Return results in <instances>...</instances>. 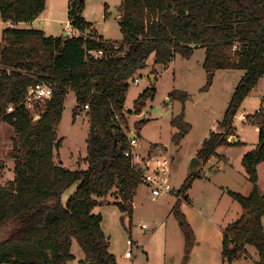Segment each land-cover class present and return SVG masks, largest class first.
<instances>
[{
    "label": "trees",
    "instance_id": "trees-1",
    "mask_svg": "<svg viewBox=\"0 0 264 264\" xmlns=\"http://www.w3.org/2000/svg\"><path fill=\"white\" fill-rule=\"evenodd\" d=\"M46 4L47 0H0V19L30 23L41 16ZM83 10L84 1L71 0L69 21L78 36H48L42 29L16 26L3 30L0 120L9 123L15 135L10 153L14 178L0 183V230L12 225L10 234L0 240V264H67L74 258V239L85 255L82 264H118L102 215L94 209L105 202L103 198L116 194L120 201L115 204L130 218L131 229L142 172L125 155L132 131L128 115L141 114L155 88L141 93L133 110L126 107V99L132 79L147 67L151 56L156 63L169 64L176 54L189 57L195 49L205 48L207 72L244 70L218 129L205 138L197 157L203 164L218 155L220 146L244 144L231 137H236L234 118L242 102L264 76V0H121L123 38L118 42L91 34L85 39L90 25ZM87 49L104 53L96 57ZM38 81H49L54 93L36 104L39 118L34 119V111L21 102ZM70 91L75 92V116L89 105L88 153L77 169L55 158L62 144L59 124ZM188 97L185 90L169 95L170 100L183 103ZM10 105L13 111H8ZM249 118L260 128L258 146L242 159L252 191L244 195L227 190L242 213L223 228L222 257L233 262L252 245L264 264V190L258 173V165L264 162V107ZM148 121L137 120L134 132L139 135ZM171 122L177 129L173 139L180 143L191 124L184 112ZM154 146L155 151L158 145ZM3 168L0 162V177ZM195 173L183 185L185 198ZM175 208L187 260L196 236L185 213Z\"/></svg>",
    "mask_w": 264,
    "mask_h": 264
},
{
    "label": "rangeland",
    "instance_id": "rangeland-1",
    "mask_svg": "<svg viewBox=\"0 0 264 264\" xmlns=\"http://www.w3.org/2000/svg\"><path fill=\"white\" fill-rule=\"evenodd\" d=\"M70 3L71 0H47L46 8L38 19L19 23L16 27L42 29L48 36H64L68 30ZM121 14V0H84L83 16L90 25L86 34H100L105 40L120 41L123 38ZM4 28L5 25L0 23V47ZM205 55V48H197L189 57L176 54L169 64L156 63L151 56L147 67L131 81L126 99L128 109L133 110L134 101L141 93L155 88L154 97L144 108L147 113L144 110L139 115L132 113L128 115V122L129 128L135 130L137 120L144 116L151 119L139 132L138 151L146 162L151 163L153 170L157 171L163 163V173L170 180L171 191L153 198L152 187L141 184L134 199L131 229L130 218L124 216L116 204L100 203L95 207L94 213L102 215L103 230L110 239V251L116 255L118 264H262L258 250L252 245L245 256L224 262L222 239L223 228L242 213L241 205L227 190L244 195L252 191L242 159L260 142V128L249 116L264 107V76L242 102L234 118L236 137H231V140L238 138L244 144L220 146V153L211 157L212 161L198 166L186 192L188 198H185L183 185L190 175V161L197 156L209 133L218 129V123L245 73L242 69H218L210 81L211 73L204 67ZM135 78L139 79L138 84L134 82ZM174 90H185L189 94L186 102L170 100L169 95ZM75 105V92L70 91L59 124L62 144L55 150L56 160L63 161L70 169L79 168V163L87 155L90 132L87 112L80 111L75 116ZM181 112L191 124V130L180 143H176L173 136L177 129L171 121ZM14 135L12 126L0 121V162L4 164L0 183L14 175L10 157ZM154 145H158L157 151L152 149ZM260 169L264 188V165ZM70 191L64 195V200ZM175 206L185 213L196 236L187 260L185 238ZM11 229L12 225L0 230V240L6 238ZM128 239L133 240L132 245L127 243ZM130 249L133 256L126 257L125 253ZM72 253L74 258L67 264H82L84 253L76 239L73 240Z\"/></svg>",
    "mask_w": 264,
    "mask_h": 264
},
{
    "label": "built area",
    "instance_id": "built-area-1",
    "mask_svg": "<svg viewBox=\"0 0 264 264\" xmlns=\"http://www.w3.org/2000/svg\"><path fill=\"white\" fill-rule=\"evenodd\" d=\"M13 22H11L12 24ZM11 26V25H9ZM67 27H68V35L71 36H78L80 35V33L72 27L70 21H68L67 23ZM89 35L85 34L84 37L85 39L88 38ZM118 46V45H116ZM87 51L89 53L94 54L96 57L102 56L103 55V50H96V49H87ZM134 82L136 84L139 83V79L135 78ZM54 93V89L52 84L49 81H38L36 84L30 86L28 88L27 94L24 97V99L22 100L21 104L28 110L30 111H34V119H38L39 118V114L36 113V104L38 102H41L45 99H49L53 96ZM14 109V105H10L8 107V111H13ZM89 109V105H85L83 111L86 112ZM260 109H258L259 111ZM134 135H136V133L133 131H131L129 133V147L128 149L125 151V155L128 156L131 161L132 164L134 165V167L136 169L141 170L142 172V184L144 185H148L152 187V196L153 198H158L161 197L165 194L170 193L171 191V185H170V180L167 176L164 175L163 173V163H161V167L156 171L153 170L152 168H150V162H146L142 156V154L138 151V145H137V140L138 138H136ZM155 158V157H152ZM143 228H146L145 226H143ZM127 243L129 245L133 244V240L132 239H128ZM126 257H132L133 256V251L127 250L125 253Z\"/></svg>",
    "mask_w": 264,
    "mask_h": 264
},
{
    "label": "crops",
    "instance_id": "crops-1",
    "mask_svg": "<svg viewBox=\"0 0 264 264\" xmlns=\"http://www.w3.org/2000/svg\"><path fill=\"white\" fill-rule=\"evenodd\" d=\"M34 22V21H33ZM0 23L2 24V25H5V27L6 26H9V25H11V26H16L17 24H14V23H12L11 24V22H7V23H3L2 21H1V19H0ZM98 37H100L101 35L99 34V35H97ZM102 37V36H101ZM126 107H127V105H126ZM145 111V110H144ZM145 114L147 113V111H145L144 112ZM144 113H143V115L142 116H144ZM145 117V116H144ZM149 120H151V119H149ZM1 121V120H0ZM133 131V130H132ZM135 137L136 138H138V140H139V135L138 134H136L135 135ZM139 148H140V143H139ZM139 148H138V150H139ZM218 150H219V148H218ZM155 151H156V149H155ZM140 152V151H139ZM219 152V151H218ZM220 153V152H219ZM222 155H224V153L222 154ZM157 156V155H156ZM156 156H153V157H156ZM227 156V155H226ZM225 156V157H226ZM210 161H212V159L210 160ZM229 161L227 160V162L226 163H228ZM210 163V162H209ZM262 165H264V162H261L259 165H258V173H259V186H260V188L261 189H263L264 190V188L262 187V184H261V180H262V177H261V166ZM222 166V165H221ZM221 168V167H220ZM13 173H14V171H13ZM14 178V175H13V177H10L9 179H7V180H12ZM113 198H112V197ZM103 200H105V202L103 203V204H115L117 201H120L118 198H117V195L116 194H109L108 196H106L105 198H103ZM263 220H264V217H263ZM102 227H103V224H102ZM81 248V247H80ZM83 251V250H82ZM84 253V252H83ZM84 257H85V255H84ZM84 259V258H83ZM82 263V262H81Z\"/></svg>",
    "mask_w": 264,
    "mask_h": 264
},
{
    "label": "water",
    "instance_id": "water-1",
    "mask_svg": "<svg viewBox=\"0 0 264 264\" xmlns=\"http://www.w3.org/2000/svg\"><path fill=\"white\" fill-rule=\"evenodd\" d=\"M82 1H84V0H82ZM64 36H68V32H67V31L64 33ZM213 74H214V73H211V74H210V81H211V79H212V77H213ZM134 136H135V135H134ZM200 165H202V161H201V159H199L197 156L193 157V158L191 159V161H190V174H192L193 172H195V169H196L198 166H200Z\"/></svg>",
    "mask_w": 264,
    "mask_h": 264
}]
</instances>
